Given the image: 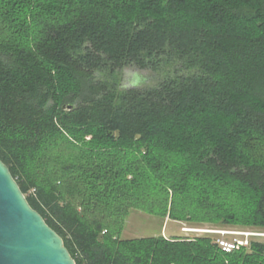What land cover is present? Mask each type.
Wrapping results in <instances>:
<instances>
[{"label": "trees", "instance_id": "trees-1", "mask_svg": "<svg viewBox=\"0 0 264 264\" xmlns=\"http://www.w3.org/2000/svg\"><path fill=\"white\" fill-rule=\"evenodd\" d=\"M0 160L75 264H264L120 239L131 210L264 229V0H0Z\"/></svg>", "mask_w": 264, "mask_h": 264}, {"label": "water", "instance_id": "water-1", "mask_svg": "<svg viewBox=\"0 0 264 264\" xmlns=\"http://www.w3.org/2000/svg\"><path fill=\"white\" fill-rule=\"evenodd\" d=\"M0 264H75L0 160Z\"/></svg>", "mask_w": 264, "mask_h": 264}, {"label": "rangeland", "instance_id": "rangeland-1", "mask_svg": "<svg viewBox=\"0 0 264 264\" xmlns=\"http://www.w3.org/2000/svg\"><path fill=\"white\" fill-rule=\"evenodd\" d=\"M153 75L147 71H141L135 68H127L119 72L120 88H134L141 85H148L153 81ZM182 228L191 229H231L234 231H256L264 233L263 228L227 226L220 227L207 223L188 224L187 222H177L169 220L167 217L162 219L157 216L148 215L138 210H131L124 220L123 228L120 233V239L131 240L162 236L170 240L172 238L187 239L202 236L199 233H185ZM215 238L214 236H212ZM264 243V237L256 239ZM250 250H246L248 253Z\"/></svg>", "mask_w": 264, "mask_h": 264}, {"label": "built area", "instance_id": "built-area-1", "mask_svg": "<svg viewBox=\"0 0 264 264\" xmlns=\"http://www.w3.org/2000/svg\"><path fill=\"white\" fill-rule=\"evenodd\" d=\"M185 233H199L214 236L215 244L224 253H231L240 248H248L252 241L263 238L264 233L256 231H234L231 229H191L182 228Z\"/></svg>", "mask_w": 264, "mask_h": 264}]
</instances>
